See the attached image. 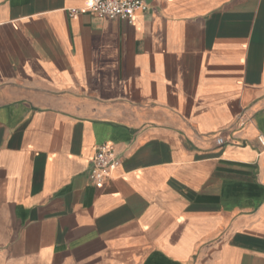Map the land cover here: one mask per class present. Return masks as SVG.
I'll return each mask as SVG.
<instances>
[{"label": "crops", "instance_id": "0c3cea01", "mask_svg": "<svg viewBox=\"0 0 264 264\" xmlns=\"http://www.w3.org/2000/svg\"><path fill=\"white\" fill-rule=\"evenodd\" d=\"M89 1L0 0V264H264V0Z\"/></svg>", "mask_w": 264, "mask_h": 264}, {"label": "built area", "instance_id": "2783aa9c", "mask_svg": "<svg viewBox=\"0 0 264 264\" xmlns=\"http://www.w3.org/2000/svg\"><path fill=\"white\" fill-rule=\"evenodd\" d=\"M149 10L144 0H90L85 10H73L72 15L87 12L99 18L110 20H122L133 25L136 22L138 13H146ZM259 143L264 147V136L258 138ZM225 141L217 139V145L223 146ZM119 159L111 145L99 147L96 155L91 159L92 166L90 180L98 189H103L110 179L111 173L119 166Z\"/></svg>", "mask_w": 264, "mask_h": 264}, {"label": "water", "instance_id": "95a60500", "mask_svg": "<svg viewBox=\"0 0 264 264\" xmlns=\"http://www.w3.org/2000/svg\"><path fill=\"white\" fill-rule=\"evenodd\" d=\"M146 3L148 2L147 0H144Z\"/></svg>", "mask_w": 264, "mask_h": 264}]
</instances>
